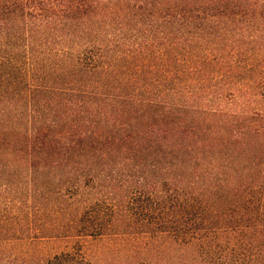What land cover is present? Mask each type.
<instances>
[{
  "label": "trees",
  "instance_id": "trees-1",
  "mask_svg": "<svg viewBox=\"0 0 264 264\" xmlns=\"http://www.w3.org/2000/svg\"><path fill=\"white\" fill-rule=\"evenodd\" d=\"M0 264H264V0H0Z\"/></svg>",
  "mask_w": 264,
  "mask_h": 264
}]
</instances>
